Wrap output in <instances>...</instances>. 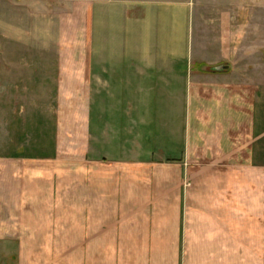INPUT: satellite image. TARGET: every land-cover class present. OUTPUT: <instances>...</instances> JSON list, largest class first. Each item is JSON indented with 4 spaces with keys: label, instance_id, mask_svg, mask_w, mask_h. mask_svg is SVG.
Wrapping results in <instances>:
<instances>
[{
    "label": "crops",
    "instance_id": "obj_1",
    "mask_svg": "<svg viewBox=\"0 0 264 264\" xmlns=\"http://www.w3.org/2000/svg\"><path fill=\"white\" fill-rule=\"evenodd\" d=\"M101 1L0 0V264H264V84L120 14L110 131Z\"/></svg>",
    "mask_w": 264,
    "mask_h": 264
},
{
    "label": "rangeland",
    "instance_id": "obj_2",
    "mask_svg": "<svg viewBox=\"0 0 264 264\" xmlns=\"http://www.w3.org/2000/svg\"><path fill=\"white\" fill-rule=\"evenodd\" d=\"M15 4L14 1L4 3V8L12 12ZM101 4L104 10L101 9V21L98 25L102 36L98 38L100 54L96 60L107 68L105 78L109 85L106 82L99 87L104 100L98 106L105 112L104 116L101 112L99 115L105 125L108 124L110 131L113 124V83L112 70L108 68H111L112 62L117 58L116 52L120 45L119 29L124 24L120 14L124 16L125 13H132L137 25L145 21L142 38L137 36V26V42L133 44L142 46L146 41L151 53L146 55L148 61L149 58L154 62L166 61L168 58L170 60L172 55L161 53L168 47L178 45L177 47H184L186 50L189 47L191 54L187 55L185 52V58L179 59L178 72L184 71L182 64L185 65V62L192 64V70L201 73H208L213 65L218 66L217 69L227 65L229 73L234 77L247 78L250 85L255 87L264 84V0H102ZM2 5L0 3V9ZM119 18L121 22L118 21ZM113 27L117 29L115 33ZM114 43H117L116 48L113 47ZM23 56L31 60L29 56ZM132 57L134 59L136 56ZM139 58L136 60L139 61ZM173 58L177 60L176 57ZM41 60L48 59L41 55ZM184 81H175L169 89L170 93H179L180 96L185 91L186 80ZM162 86L163 83H159L157 91H154L157 93L153 94L157 95V100L160 99L158 94ZM25 104L32 105L31 102ZM157 104L159 106L160 102ZM44 114L46 115L42 111L41 115Z\"/></svg>",
    "mask_w": 264,
    "mask_h": 264
},
{
    "label": "trees",
    "instance_id": "obj_3",
    "mask_svg": "<svg viewBox=\"0 0 264 264\" xmlns=\"http://www.w3.org/2000/svg\"><path fill=\"white\" fill-rule=\"evenodd\" d=\"M212 69H216V68H215V67H211V70H212Z\"/></svg>",
    "mask_w": 264,
    "mask_h": 264
},
{
    "label": "water",
    "instance_id": "obj_4",
    "mask_svg": "<svg viewBox=\"0 0 264 264\" xmlns=\"http://www.w3.org/2000/svg\"><path fill=\"white\" fill-rule=\"evenodd\" d=\"M221 69H224V66H223V67H221Z\"/></svg>",
    "mask_w": 264,
    "mask_h": 264
}]
</instances>
